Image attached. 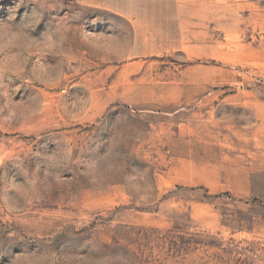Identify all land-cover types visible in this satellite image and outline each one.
<instances>
[{
	"label": "rangeland",
	"instance_id": "374dc122",
	"mask_svg": "<svg viewBox=\"0 0 264 264\" xmlns=\"http://www.w3.org/2000/svg\"><path fill=\"white\" fill-rule=\"evenodd\" d=\"M0 80V264H264V0H0Z\"/></svg>",
	"mask_w": 264,
	"mask_h": 264
},
{
	"label": "clouds",
	"instance_id": "9594fccd",
	"mask_svg": "<svg viewBox=\"0 0 264 264\" xmlns=\"http://www.w3.org/2000/svg\"><path fill=\"white\" fill-rule=\"evenodd\" d=\"M0 93H7L11 96L12 104H16L13 96L8 93L5 85L2 80H0ZM31 106H28L30 109ZM116 140V143H113V140ZM124 143L123 136H117L115 133L108 139L107 141V150L100 154L99 156L87 159L82 167V171L87 176L90 182L98 183L108 179L113 175H120L123 177L125 184L132 188L135 191H140V186L137 181L141 179L144 175V171L136 170L134 172H129L126 170V164L122 163L119 159H117L114 154L115 150L118 149ZM74 149L65 145L64 147L58 148L53 153L47 156V162L49 167L53 169H63L66 163L65 154L67 155V160L71 157ZM146 171V170H145ZM63 179L59 172H57V180ZM142 200H150L151 195L148 193H142L139 196ZM120 254H114V262L115 264H119Z\"/></svg>",
	"mask_w": 264,
	"mask_h": 264
},
{
	"label": "built area",
	"instance_id": "2783aa9c",
	"mask_svg": "<svg viewBox=\"0 0 264 264\" xmlns=\"http://www.w3.org/2000/svg\"><path fill=\"white\" fill-rule=\"evenodd\" d=\"M228 3L237 4V3H255L261 0H226Z\"/></svg>",
	"mask_w": 264,
	"mask_h": 264
}]
</instances>
